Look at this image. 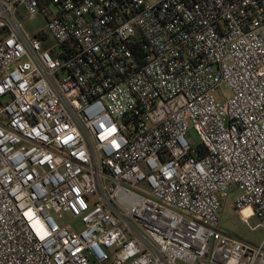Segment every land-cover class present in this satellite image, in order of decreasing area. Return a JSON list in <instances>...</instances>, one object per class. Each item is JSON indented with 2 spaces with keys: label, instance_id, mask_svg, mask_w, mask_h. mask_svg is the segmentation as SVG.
Masks as SVG:
<instances>
[{
  "label": "built area",
  "instance_id": "obj_1",
  "mask_svg": "<svg viewBox=\"0 0 264 264\" xmlns=\"http://www.w3.org/2000/svg\"><path fill=\"white\" fill-rule=\"evenodd\" d=\"M231 197L264 231V0H0V264H264Z\"/></svg>",
  "mask_w": 264,
  "mask_h": 264
},
{
  "label": "rangeland",
  "instance_id": "obj_2",
  "mask_svg": "<svg viewBox=\"0 0 264 264\" xmlns=\"http://www.w3.org/2000/svg\"><path fill=\"white\" fill-rule=\"evenodd\" d=\"M150 4L156 3L160 0H148ZM23 24L25 29L30 34H36L46 28L47 20L46 17L42 14H39L34 17H24L23 18ZM224 93L226 96H230L229 89L224 86L223 87ZM190 138L196 143H200V138L198 135L192 131ZM231 197L226 205V209L224 211L223 215V223L222 228L223 230L229 234L230 236L241 239L247 242H251L256 245H260L264 241V231L262 229H256L251 230L243 221L241 218L240 213L236 212L235 210L231 209L232 204ZM57 222L61 226L71 225L73 226L77 231L82 230V224L80 220L74 219L70 214L66 213L64 214L63 218H58L57 215L53 214ZM249 223L252 227L257 226L260 223V220L256 217H252L249 220ZM177 264H184L182 261L178 260Z\"/></svg>",
  "mask_w": 264,
  "mask_h": 264
}]
</instances>
